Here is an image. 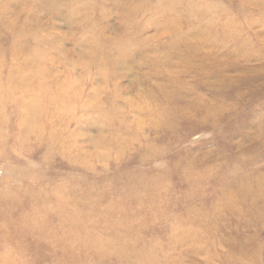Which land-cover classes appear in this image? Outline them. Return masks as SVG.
Here are the masks:
<instances>
[{
  "label": "rangeland",
  "instance_id": "rangeland-1",
  "mask_svg": "<svg viewBox=\"0 0 264 264\" xmlns=\"http://www.w3.org/2000/svg\"><path fill=\"white\" fill-rule=\"evenodd\" d=\"M194 2L0 0V264H264V0Z\"/></svg>",
  "mask_w": 264,
  "mask_h": 264
},
{
  "label": "bare ground",
  "instance_id": "bare-ground-1",
  "mask_svg": "<svg viewBox=\"0 0 264 264\" xmlns=\"http://www.w3.org/2000/svg\"><path fill=\"white\" fill-rule=\"evenodd\" d=\"M182 1H184V0H156V3L158 4V5H163V4H167V10L165 11L166 13H170V12H176L177 11V7L179 6V3L180 2H182ZM188 2H189V5L185 8L186 9V12H187V19H189V18H193L194 16V14L193 13H195L196 14V11H195V8H196V5L193 7V5L194 4H196L195 2H194V0H187ZM165 5H163V7H164ZM198 11V10H197ZM62 12V11H61ZM182 12V11H181ZM178 14H180V11H179V13ZM191 15V16H190ZM193 16V17H192ZM199 19V18H198ZM25 26V25H24ZM28 27V26H27ZM22 31H24L23 30V28H22V30H21V33H22ZM20 35V34H19ZM22 38H24V33L22 34V35H20V36H17V37H15L14 38V41L17 43V41H19V40H22ZM235 51V50H234ZM167 65V64H166ZM189 83V82H188ZM160 94V93H159ZM145 112V111H144ZM143 114V113H142ZM33 115V114H32ZM136 178V177H135ZM12 199V198H11ZM261 202V201H260ZM256 213V212H255ZM54 230H56V229H54ZM61 233V232H60ZM210 237V236H209ZM86 239V238H85ZM87 240V239H86Z\"/></svg>",
  "mask_w": 264,
  "mask_h": 264
}]
</instances>
